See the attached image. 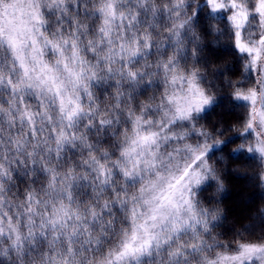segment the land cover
I'll return each mask as SVG.
<instances>
[{
  "label": "trees",
  "instance_id": "16d2710c",
  "mask_svg": "<svg viewBox=\"0 0 264 264\" xmlns=\"http://www.w3.org/2000/svg\"><path fill=\"white\" fill-rule=\"evenodd\" d=\"M36 1L44 61L70 103L33 85L0 40V264H214L264 247V52L238 50L231 16L205 0ZM190 81L210 101L171 141L209 149L190 225L124 254L161 172L133 142L169 122Z\"/></svg>",
  "mask_w": 264,
  "mask_h": 264
},
{
  "label": "rangeland",
  "instance_id": "374dc122",
  "mask_svg": "<svg viewBox=\"0 0 264 264\" xmlns=\"http://www.w3.org/2000/svg\"><path fill=\"white\" fill-rule=\"evenodd\" d=\"M205 2L211 13L227 12L231 16L237 28L238 50L254 60L256 57L259 59L264 52V0H255L254 8L244 5L243 0ZM40 28L41 7L38 1L0 0V40L10 48L28 80L39 89L52 88L61 96L65 109L70 103L68 86L64 84L66 80L54 76L51 66L44 61ZM69 78L71 80L72 74ZM172 100L169 122L144 136L139 135L133 142L132 155L138 152L139 165H147L148 171H156V167L161 172L156 173L145 190V212L126 240L124 254L146 251L167 230L175 234L183 232L190 225L194 188L204 181L209 171L206 160L209 149L201 150L192 145L176 148L175 142L172 144L171 141H175V133L189 122L193 113L207 108L210 101L192 81ZM256 122L261 125L264 114L257 112ZM166 144L170 145L171 151L162 158L161 147ZM162 161L170 162L168 169L162 167ZM257 258L264 259V247L246 246L226 260H214V264H227L225 262L229 260L231 264H248Z\"/></svg>",
  "mask_w": 264,
  "mask_h": 264
}]
</instances>
